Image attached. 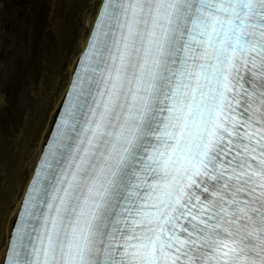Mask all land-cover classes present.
Returning a JSON list of instances; mask_svg holds the SVG:
<instances>
[{"label":"snow or ice","instance_id":"6c2138e0","mask_svg":"<svg viewBox=\"0 0 264 264\" xmlns=\"http://www.w3.org/2000/svg\"><path fill=\"white\" fill-rule=\"evenodd\" d=\"M76 63L0 264H264V0H103Z\"/></svg>","mask_w":264,"mask_h":264},{"label":"bare ground","instance_id":"6f19581e","mask_svg":"<svg viewBox=\"0 0 264 264\" xmlns=\"http://www.w3.org/2000/svg\"><path fill=\"white\" fill-rule=\"evenodd\" d=\"M99 2L0 0V261Z\"/></svg>","mask_w":264,"mask_h":264}]
</instances>
